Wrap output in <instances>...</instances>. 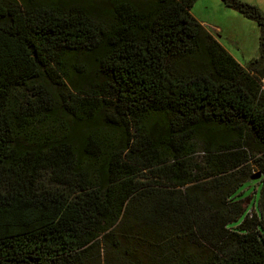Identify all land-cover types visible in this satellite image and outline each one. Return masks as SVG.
<instances>
[{
	"label": "trees",
	"instance_id": "16d2710c",
	"mask_svg": "<svg viewBox=\"0 0 264 264\" xmlns=\"http://www.w3.org/2000/svg\"><path fill=\"white\" fill-rule=\"evenodd\" d=\"M195 1L0 0V264H102L133 214L200 264H264V14L221 0L260 27L242 66Z\"/></svg>",
	"mask_w": 264,
	"mask_h": 264
},
{
	"label": "rangeland",
	"instance_id": "374dc122",
	"mask_svg": "<svg viewBox=\"0 0 264 264\" xmlns=\"http://www.w3.org/2000/svg\"><path fill=\"white\" fill-rule=\"evenodd\" d=\"M257 6L264 14V0H243ZM192 16L242 66L259 57L260 27L221 0H196L190 9ZM264 84V78L262 79ZM152 118L151 116L148 119ZM146 120V119H145ZM39 130L48 126L41 124ZM195 161L202 160V144L196 145ZM254 174L258 171L254 169ZM260 180V179H259ZM257 179L244 183L240 189L249 209L260 197L261 183ZM240 196V195H239ZM174 199H180L176 194ZM165 227L140 219L139 214L120 216L117 223L100 236L102 264H200L207 250L188 238L160 237ZM161 236L168 237L165 233Z\"/></svg>",
	"mask_w": 264,
	"mask_h": 264
},
{
	"label": "water",
	"instance_id": "95a60500",
	"mask_svg": "<svg viewBox=\"0 0 264 264\" xmlns=\"http://www.w3.org/2000/svg\"><path fill=\"white\" fill-rule=\"evenodd\" d=\"M259 178H260V173L251 176L250 179L254 180V179H259Z\"/></svg>",
	"mask_w": 264,
	"mask_h": 264
},
{
	"label": "built area",
	"instance_id": "2783aa9c",
	"mask_svg": "<svg viewBox=\"0 0 264 264\" xmlns=\"http://www.w3.org/2000/svg\"><path fill=\"white\" fill-rule=\"evenodd\" d=\"M250 212V211H249Z\"/></svg>",
	"mask_w": 264,
	"mask_h": 264
}]
</instances>
